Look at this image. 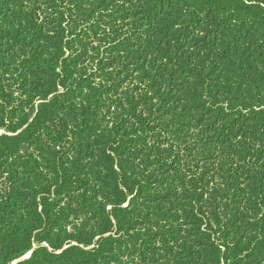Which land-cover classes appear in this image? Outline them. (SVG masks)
<instances>
[{"label": "trees", "instance_id": "16d2710c", "mask_svg": "<svg viewBox=\"0 0 264 264\" xmlns=\"http://www.w3.org/2000/svg\"><path fill=\"white\" fill-rule=\"evenodd\" d=\"M0 131V264H264V0H0Z\"/></svg>", "mask_w": 264, "mask_h": 264}, {"label": "rangeland", "instance_id": "374dc122", "mask_svg": "<svg viewBox=\"0 0 264 264\" xmlns=\"http://www.w3.org/2000/svg\"><path fill=\"white\" fill-rule=\"evenodd\" d=\"M2 131H0V133H1ZM30 254H31V252H29V253H27L26 255H25V257L24 258H28L29 256H30ZM13 264H15V263H13Z\"/></svg>", "mask_w": 264, "mask_h": 264}, {"label": "water", "instance_id": "95a60500", "mask_svg": "<svg viewBox=\"0 0 264 264\" xmlns=\"http://www.w3.org/2000/svg\"><path fill=\"white\" fill-rule=\"evenodd\" d=\"M27 258V257H26ZM26 258H23V259H26Z\"/></svg>", "mask_w": 264, "mask_h": 264}]
</instances>
